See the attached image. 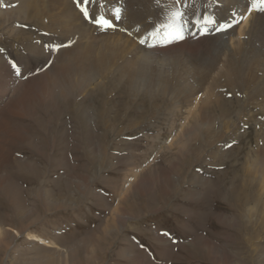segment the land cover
<instances>
[{"label": "rangeland", "instance_id": "obj_1", "mask_svg": "<svg viewBox=\"0 0 264 264\" xmlns=\"http://www.w3.org/2000/svg\"><path fill=\"white\" fill-rule=\"evenodd\" d=\"M155 1H148V5H158L159 10L163 11L164 9L162 6L165 4H157ZM59 13L60 6L57 3V0H0V49H3V52L5 53H9V51L11 50L8 49L12 48H15V50L18 51V53L10 54L9 56L5 55L4 59H2L3 62L5 64H10V60H15L22 66L20 53L23 54V41L31 36L34 32H38V34L40 35L47 34L48 36H50L51 33L47 32V28H51L55 25ZM67 17L71 18L70 15H68ZM250 18L248 19L249 21L245 27H242V25H240L238 31H236L237 34L228 39V48H230V50L236 48L238 49V47L244 45L246 34L250 29L249 27H251V21L253 17L251 16ZM142 19L143 17H139L138 21L141 20L142 22H136L139 23L137 25L141 24V28L140 30H138L139 32L130 31L126 33L120 31H103L99 33L93 32L92 35H94L95 33V36L98 37L109 35L108 41L97 38L103 44L110 42L112 37L113 39L116 37L120 46L124 50L121 55L117 56L123 64L124 60L128 59L129 57L133 58L138 54L135 49V47L138 46V41L130 37L129 34L132 33L137 37H139L140 35L142 36L144 32L152 28V25L155 21H160V19L158 18L157 20V17H155L154 15L149 16L148 20L144 19L146 21ZM130 22L131 21L128 19L125 11L123 19L120 22H117V25L121 27V29H125V27L127 26L131 29L134 26H132ZM86 26L90 27L89 25ZM59 29L60 25L58 26L56 33L50 36L48 43H63L65 39V32H62ZM143 30L144 32H141ZM86 32H88V30H86ZM74 33L79 35L76 40H79L81 43L86 41L82 34L85 32ZM242 35L243 38H241ZM153 44H155L156 46L148 48L144 45V49H159V51L160 49H164V47H157L159 45L158 43ZM226 49L227 48H225L224 50ZM226 52L223 55L220 54V57L222 59L217 65V68H214L210 72L202 86H199L200 88H202V90L198 91L195 94L188 91L185 92V90L183 91L182 88H180L182 92H180L179 89L175 90L174 88H172L169 92L162 95V93L159 91V86H157V82L154 81V83H152L153 80L151 81V84H149L150 81L139 80L137 86L133 88L131 87L130 89L127 88V82L123 80L124 83H120L118 85V89L113 90L114 86L112 84V81H110V78H106L105 81L110 82V86H107V88L109 89L107 94L109 95L108 100L110 101L109 107L113 108L115 111L112 110L111 113L107 114L108 116L105 115L107 116L105 118L107 121V126L102 125V128H97L95 134L99 135L95 137L94 145L92 144L90 146V144H88L90 146L89 148H91L90 150H93L91 152H99L100 155V150L97 147L98 144L95 143V141H97L100 137H103L101 139V143L102 146L104 145L106 147V164L101 167L98 164H95L93 166L92 163H89L86 159H84L82 152L76 151L74 147L76 144L75 140L70 139L68 142V139L66 137H63L62 133H58L59 140L56 143L55 148L49 143V141H47L52 139L53 137V133L50 132L51 128H53V124L54 131L56 128L58 132H60V130H63L64 132L66 131V134L69 132L68 134L70 136L72 135L71 131L73 130V123L71 122V117H69L70 115H68L64 119H62V117L61 121H58L56 117V121L53 120L54 122L50 123V115H47L48 112L46 111L45 106L43 104H40L38 99H36L37 103L35 101H32L31 103H35L34 109L37 110V114L39 115L38 121L42 118L44 123L43 126H38L27 113L22 114L18 106L13 108V112H9V103L16 99H22L20 98L21 96L17 94L14 95L13 91L16 90V87L18 88V86H20V81L32 78V76L30 75L31 71L24 74V77H26L24 78L16 77L14 71L11 70L12 79L16 83H11L9 85L10 91L7 96H3L0 92V106H2L3 103L5 104L3 112H0V197L2 198H0V217H5L3 219L0 218V220L2 223L1 225L4 228H15L19 230L21 234L20 236H16L12 241L11 238L8 237L9 235L7 237L5 236V239H7H4V245H0V264H25L28 261H32L30 260L32 256H34L36 252L45 245V243H43L44 240H46V243L50 244L51 242L52 244H54L52 245L54 247V250H62L66 248V246L70 243H78L82 238H84L91 232L96 234L98 231H101L102 229L100 228L105 224H103V222L108 221L110 218L111 220H113L114 216L112 214V207L117 206L119 200L123 196V192H125L128 187L135 184L136 171L142 172L146 169L145 171L148 172V170H152L154 167H160V161H162L160 162L162 164L161 166L166 169L168 166L167 163H165L166 156L171 159H176L173 155V152L178 153V149H176L177 147L174 146L170 149H165L164 147V145L169 143V140H171L170 138L172 136V134L167 133L168 129H171V125L166 126L168 125L166 124V121H168V123L175 122L174 127L172 128L174 129L173 131L175 133L176 130L178 131L179 126L181 127L183 125L185 120L187 121V119L189 120V118H191L192 114L189 111L190 109L193 110L192 105L194 104V107L197 106L196 110H200L201 106L202 108L210 106L209 103H207L206 105V102L208 101V97L211 98V95H213L212 97H218L219 100L222 98L220 95L231 98V100H238V103L235 104V109H237L238 105L240 104V110L231 112L226 116L223 115V117L217 115L216 119H214L215 126L213 128L208 127L207 124H203V127L205 129H203V132L201 133V138L203 140L201 144H199L198 141L194 139V137H190V146H195L193 148H196L194 150L196 154H192V159H190L191 161L189 162L188 166H184V171L181 173H177L176 177L178 180H180V186L178 187V189H172L169 191L168 195H164L161 192L160 186L154 183L149 191L151 190L152 193L156 192V199L154 200V203L150 204L148 195L151 193V191L146 192V188L144 190L142 189L143 191H145L143 192V195L145 196L142 195L141 197L140 193L142 192H140V188L138 189V192H136L135 190L132 191L133 188L131 187L129 197L127 199V202L125 201L124 208L127 211H132L130 209L134 207V212H137V215L140 216H137L134 220H129L127 225L111 238L109 237L107 239H103L102 234H99L98 236H101L103 241H107V243L103 246L104 249L103 247H100L102 250L98 249L97 251H95V257L90 258L91 260L88 258L90 262L85 259V250H79L80 258L78 263L76 264H86V262L87 264L88 262L89 264H136L134 263L133 258H131L136 252L142 254L145 253L146 255H148L147 257L152 263L158 261V264H203L201 261L205 262V260L208 259L206 254H197L195 255V257L190 254L183 255L178 258H172V256H170V259L162 258L161 255L164 248H162L159 242H157V237L160 234V231H163V233L167 232L166 234L171 239L170 240L168 238L170 241L169 243L172 244L175 253L178 252L179 249L178 243L188 244L186 250L189 251L190 249L188 248L190 239L195 241V238H197L198 235L204 236L208 233L209 235L207 236V238H209L212 243L215 242L216 245L219 243V245H217L218 247L222 246L224 249H227L228 251L231 250L233 252L236 258L235 262L237 264H264V190H261L263 197L260 198L263 202L259 200L258 203H255L253 201L254 198L258 197V194L256 195L253 192L257 187L252 185V195L250 194L251 197H249L248 199L246 198L247 200H245L244 203L241 204V206H243L244 204V208L246 207V204L250 205L251 207H254L256 204L258 210L257 214L256 212H254L255 219H252L253 224H249L248 228L243 227L242 232H239L237 230L235 231L231 228H228V230L227 227L220 228L217 223H215L213 216L218 215L219 211H221L222 213H227L228 215H230V217L232 216L238 217V219H246L245 221L249 222V216L247 215L249 212H245V209L243 210V207L238 208L235 205L236 202L227 204L220 193H224L225 195L228 194L229 188L227 186L229 184L228 181H230L231 179L236 180L237 184L235 186L237 187V189L240 186L235 173L239 171V167L241 165H244L242 164L241 159L245 158L246 156L244 151L240 152V148H244L246 150L247 148H249L247 145L256 146L257 143H259L260 145L264 144V142L261 140V138L264 136V114L262 115V110L264 108V92H261L257 98H243L244 93L245 95H247L249 91L248 88L251 85H254L250 82L247 83V79L249 78L248 75L255 76L253 80H257V83H259L262 80L260 79L262 73H251L250 70L252 69L250 68L254 67V65L253 63H248L246 67H249V69L243 75L245 76L244 81L241 78L234 77V73L232 74L230 73V71L225 72L224 78L223 80H221L222 77L219 78L220 73H223L227 70L224 64L226 63L229 53ZM134 53L137 54L132 56ZM157 53L158 54L154 53L151 56L148 55V59L151 62H147V65H151V67L149 65V75L151 76V78L160 77L165 80L167 76H169V69H176L175 67L179 62L183 63L187 68L189 67V69L197 68L196 66L198 65V61L196 62L194 54H191L190 52L185 51L182 55V51L180 50L167 48L165 50H162V52ZM172 57L177 59L172 60ZM131 58H129V60H132ZM169 62H173V64ZM111 63H113V60H111ZM114 64H116V62ZM122 64H118V67L117 65H114L113 67H115L116 70L121 69V66L122 68L125 67L129 70H132L131 67H133V69L135 68V66H133V63H131L132 66L131 64L125 66ZM134 64L138 66L137 63ZM261 65H264V56L262 57ZM159 71H167L166 77L164 76V73L162 75H159ZM110 74L111 76L114 75V73ZM171 75H177V72H172ZM216 79H218L219 81L221 80L223 82V85L217 86L216 84H214ZM236 79L241 82L236 83ZM241 83L244 84V93L242 92V90H240ZM257 83H255V85ZM208 91L210 92L208 93ZM220 91L222 92L220 93ZM228 92H231V95H229ZM201 99H204V102ZM203 103L205 104L203 105ZM199 104H201V106ZM173 108L175 111L173 110ZM156 109L159 111L162 110L164 114L162 112H160L161 114H155ZM115 112H118V114ZM18 114H21V116H19ZM208 118H206V120ZM64 121L65 125L67 124V127L64 126ZM32 125L34 129L32 128ZM26 128L29 130V136H32L31 142L30 140L24 138L23 133L26 131ZM77 134L78 133L76 132V135ZM219 138H222L223 140L222 142L219 141L220 144L218 145L223 148H219L218 150L217 145L215 144V140H220ZM45 145H47V147ZM199 145L201 148L200 151H198ZM47 151L51 153H48ZM216 152H219L218 156L216 155ZM163 155H165V159L162 157ZM78 156L80 159L78 158L77 161L76 157ZM64 157H68L70 165L74 166L75 169L72 170V173L70 172L71 169L67 168L66 163L62 162ZM160 157H162L163 159H160ZM235 159L236 161H233ZM239 160L240 162H237ZM32 161L39 169L38 176H35V174L31 172V170L24 166L25 163L31 164ZM18 174H21L24 177H22L21 175L19 176ZM158 174L159 172H156V170L150 172V175L152 177L157 176ZM6 175L10 176L13 181L17 182L18 185L20 184V187L24 188L21 192L22 200L25 201L27 207L31 208L33 211V213H29L27 219H18L16 212L14 211V209H12L13 206H11V195H7L2 190V187L6 183H8L6 182ZM206 177L215 182V185L208 186L207 188V186H204L202 182H195L196 180L204 181ZM216 177H219L220 180L218 181H222V185H218L216 183ZM224 182H226L227 185ZM57 187L59 188V190ZM219 187L223 189L220 192L218 191L219 189H217ZM207 189H210V191L207 192ZM194 191H198L201 193L205 191V193L207 192V194H205L204 196L198 195V197L193 198V195L191 194L194 193ZM41 194L44 197H41ZM219 196L222 197V200ZM44 198L48 200L47 204H45ZM57 198L63 201V205L61 207L54 206L57 203L54 202L55 200H57ZM137 198H141V200H138ZM230 199L231 198L229 197V200ZM200 201L203 202L200 203ZM196 205L197 207L194 208V206ZM200 205L203 206L201 208V212L200 210H198ZM211 208L212 210H210ZM101 211L103 214L101 213ZM205 212H208V214H206ZM14 215L16 216L14 217ZM203 215L207 217L203 219V217H201ZM5 218L7 219V221ZM184 219L186 222L184 221ZM191 219L194 222L191 221V223ZM188 224H190L191 226H189ZM114 225L115 224L112 222L111 226H113L115 231L119 228V226L115 227ZM204 229H206L207 232ZM201 232H203L204 235H202ZM29 233L33 235L36 234L35 236L37 238L39 237V240L29 239ZM178 235L180 236V238H178ZM226 235H231V237H233L232 242L230 241V245L226 244L227 240H230ZM245 236L246 238H252V241L250 240L249 242V240H247L246 242H242L240 240V237L244 239ZM174 239H176L177 241ZM130 242H133L134 245H132L131 243V246L127 247ZM141 245H143V247H141ZM256 245L259 247V249L254 251L253 247H255ZM132 247H134V249ZM239 247H241L240 250L238 249ZM80 248L82 249V247ZM160 251L161 253L159 255L158 253ZM172 253L174 252L172 251ZM19 254L20 256L29 257L27 262L24 263V261L20 260ZM160 256L162 259L160 258ZM68 264L74 263L70 261ZM205 264L217 263L206 261Z\"/></svg>", "mask_w": 264, "mask_h": 264}, {"label": "bare ground", "instance_id": "obj_2", "mask_svg": "<svg viewBox=\"0 0 264 264\" xmlns=\"http://www.w3.org/2000/svg\"><path fill=\"white\" fill-rule=\"evenodd\" d=\"M125 1H126V14H127L128 19L131 21L130 24L132 26L139 24V23H136V22L141 21V20L138 21L139 17H143L142 20H144V19L148 20L149 16L154 15L155 17H157V20L159 18L160 21L164 20V18H165L166 12H165L164 7H163L164 10L160 11L158 5H152V4L148 5V1H155V0H125ZM241 1L242 0H222V6H220V4L213 5V8L215 10H217L216 12L219 14L218 15L219 18L226 19V18L230 17V15L232 13L231 11L233 9H235L236 6H239ZM57 3L60 6V13L57 16L55 25L51 28H47L48 29L47 32H50L51 33L50 36H52L54 33H56V30H57L58 26L60 25L59 30H61L62 32H65V39H64L62 44L68 45V46L61 47L59 49V51H57V52H50L48 49H45L43 47L44 44H49L48 40L50 39V36H48L46 34L40 35V34H38V32H34L31 36H29L28 38H26L23 41V43H24L23 44V54L20 53V56L22 59L21 60L22 61V69H24L23 70L24 74L31 71L30 75L32 76V78L20 81V84H19L20 86H18V88L16 87L15 91L12 90L14 95L17 94V95L21 96L20 98H22V99H20V100L16 99V100L11 101L8 105V108H9L8 110H9V112H13V108L18 106L20 111L22 112V114L27 113L30 116V118L38 126L39 125L43 126L44 123H43L42 118L38 121L39 115L37 114V110L34 109L35 103H31L32 101H35L37 103L36 99L39 100L40 104H43L45 106V109L48 112L47 115H50V118H49L50 123L56 121V117H57L58 121L59 120L61 121L62 117H63L62 119H64L68 115H70L69 117H71L70 119H71V122L73 123V130L71 131L72 135L70 136L68 134L69 132L66 134V131L64 132L63 130H60V132H58L56 130V128L54 131V124H53V128H51V130H50V132L53 133V137H52V139L47 140V141H49V143L51 145H53V147L55 148L56 143L59 140L58 133H62L63 137H66L68 139V142L70 139H74L76 144H75V146L74 145L73 146L75 147L76 151H81L83 154V158L86 159L89 163H92L93 166L95 164H98L101 167V166H104L106 164V161H105L106 160V149H105L106 147L104 145H103L104 146L103 147L102 143H101L102 142L101 139L103 137H100L97 141H95V143L98 144L97 147L100 150V153L102 155L101 154L99 155V152L98 153L91 152L93 150H90L91 148H89V147L92 144L94 145V139H95V137H97L99 135V134H95L97 128H100L102 125L105 126L107 124V121L105 118L108 116L107 114L111 113V111L114 110L113 108L109 107L110 101L108 100L109 95H107L109 89L107 88V86L110 84V82L109 81L106 82L105 81L106 78H110V81H112V84L114 86L113 90H115V89L117 90L119 87L118 85L120 83H124L123 80L127 82V88L128 89H130L131 87L133 88V87L137 86V83L139 80L140 81L141 80L142 81H145V80L150 81L149 84H151V81L153 80L152 83H154V81L157 82V86H159V89H160L159 91L162 93V95L169 92L172 88H174L175 90H178V89L180 90V88H182L183 91L185 90V92L188 91L190 93L195 94L198 91L202 90V88H200L199 86H202V84L204 83V81L206 80V77L210 74V72L214 68H217V65L219 64L220 60L222 59L220 57L221 56L220 54L223 55L227 51L226 53H229V55L227 57L226 63L224 64L226 66L227 70L224 71L223 73H220L219 78L222 77L221 80H223L225 72L230 71V73H232V74L234 73V77L241 78L244 81L245 76H243V75L249 69V67L247 68L246 65L248 63H250V64L253 63L254 67L250 68V69H252V70H250L251 73H254V74H256V73L258 74V72L262 73V75L260 76V79H262V80H261V82L257 83V80L256 81L253 80L255 76L248 75L249 78L248 79L246 78L247 83L250 82L251 84H254V85H255V83H257V84L255 86L251 85L252 87L250 86L248 88L249 91H248L247 95H245V93H244L245 88H243L244 84L241 83V85H240L241 89L240 90H242V92L244 93L243 98L244 97H246V98H257L261 92H264V65H261L262 57L264 56V15H261L258 13H254V15H252L253 19L251 21V27H249L250 29L246 34V39L244 41V45L238 47V49L236 48V49L230 50V48H228L229 42H228V40H225V35H229V36L233 35L236 32L235 31L236 27L232 28L231 31H228L225 34L204 36V37L198 38V39L193 40V41H191L190 39H186L180 43H173V44H170L169 46L164 47V49H162V50H165L167 48L180 50V51H182V55H183V52H185V51L190 52L191 54H194V56L196 58V62L198 61L197 62L198 65L196 66L197 68H191V69H189V67L187 68L183 63L179 62L177 64V66L175 67L176 69H174V70L169 69V76H167V78L164 80L160 77L151 78V76L149 75V70H150L149 65L150 64L147 65V62H151L148 59V55L151 56L154 53L158 54L157 52H162L161 49H160V51H159V49H156V50L146 49L145 50L144 48L146 46L144 47V45L137 44L138 46H136L135 49H136L138 54L134 53L132 56H134L135 54H137V55L134 56L133 58L129 57L132 60H129V58H128V59L124 60V62L122 64L121 63L122 61L117 56L121 55V53L124 50L120 46L116 37L114 39L112 37L110 42H108L106 44L101 43L99 39L108 41L109 35H107V36L103 35L101 37L95 36L96 33L94 35H92L93 32H98V31H96L97 27L94 26L93 24H89L87 21H85L83 19V16L79 12V9L75 6L74 0H57ZM207 3H208V0H197V6L201 7L200 9H205L204 5ZM163 6H166V5H163ZM68 15H70L71 18L67 17ZM146 20H144V21H146ZM248 21L249 20L247 19L246 22L242 24V27H245L247 25ZM149 22H151V21H149ZM86 25H89L90 27H88ZM46 26H47V24H46ZM72 27H73V29H72ZM83 29H84V31H83ZM86 30H88V32H86ZM74 32H85L82 34L84 36V39H86V41L81 43L79 40H76L79 35H77ZM97 38H99V39H97ZM230 38H232V37H230ZM69 41H71L70 45H69ZM152 43H157V42L153 41ZM158 44H162V43H158ZM225 48H227V49L224 50ZM8 50H11V51H9V53L0 52V88H1L0 92L3 96L8 95V93L10 91L9 85L11 83H16L12 79L11 65L5 64L2 59H4L5 55L9 56L10 54L18 53V51H16L15 48L8 49ZM176 54H178V53H176ZM175 59H177V58H173L172 60H175ZM111 60H113V63H111ZM258 61H259V63H258ZM115 62H116V64H114ZM120 63L124 66L133 63V66H135V68L133 69V67H131L132 70H129L125 67H123V68H125V69H123L121 66V69L116 70L115 67H113V66L117 65V67H118V64L121 65ZM134 63H137L138 66H136ZM169 63L173 64V62H169ZM151 64H153V63H151ZM131 66H132V64H131ZM154 66H155V63H154ZM154 66H152V67H154ZM150 67H151V65H150ZM30 69H32V70H30ZM172 72H177V75L172 76L171 75ZM110 73H114V75L111 76ZM163 73H164V76L166 77L167 71H164V72L159 71L158 74L162 75ZM218 79L215 80L214 84H216L217 86L223 85V82L221 80L219 81ZM235 81H236V83L241 82L238 79H236ZM231 89H233V88H231ZM125 90H127V89H125ZM180 92H182V91L180 90ZM209 92L210 91H208V93ZM220 93H221V91H220ZM212 96L213 95H211V98L208 97V99H207L208 101L206 102V105H207V103H209L210 106H206V107L202 108L201 104H199L201 106L200 110H196L197 106L194 107V104L192 102L193 110L190 109L191 107L187 108V109H190L189 112H191L192 115H191V118H189V120L186 117L187 121L185 120L183 123L185 128L183 127V125L181 127L179 126L178 131L176 130V132L174 133V131H173L174 129H172V128L174 127L175 122L174 123H172V122L168 123V121H166V124H168L166 126L171 125V127H170L171 129H168L167 133L172 134V136L170 138L171 140H169V143L164 145V147H165V149H170L171 147L176 146L177 147L176 149H178V153L173 152V155L175 156L176 159H171L168 156H166V162L165 163H167V165H168L166 169H164L161 166L162 164L160 162H162V161H160V162L158 161L160 164L159 165L160 167H154L153 166L154 168L152 170H148V172L145 171L146 169L142 172L136 171V173H135L136 174L135 184L133 183L134 185L128 187V189H126V191L123 192V196L119 200L117 206L112 207V214L114 216L113 220H111V218L109 220L107 219L108 221L103 220V221H105V222H103V224L104 223L105 224L103 227L100 228V229H102L101 231H98V232L96 231L97 232L96 234L91 232L90 234H87V236L84 235L85 237L82 238L78 243H74V242L70 243L66 246V248H64L62 250H54V247L52 246L54 244H52L51 242H50V244L46 243V240H44L43 243H45V245L42 248H40L36 252V254L34 253L35 255L32 256V258L30 259L32 261H28L30 263L27 262L29 257L20 256V254H19L20 260L24 261V263L27 262L25 264H60V263L61 264H68L70 261H72L74 264H76V263H78L79 258H80L79 252L82 250H85V254H84L86 257L85 259H87L90 262V260H91L90 258L95 257L94 252L97 251L98 249L100 250L107 243V241H103V239L113 237L117 232L122 230L127 225L129 220H134V219H136L137 216L138 217L140 216V215H137V212H134V209H133L134 207H132L130 209L132 211H127L124 208L125 207L124 204H125V201L127 202V199L129 197V194L131 191L130 190L131 187L133 188L132 191L135 190L136 192H138V189L140 188V192H142V193H140L141 197L144 194L143 192H145L143 190L146 188L147 189L146 192H148L154 183H156L160 186L161 192L164 195H168L169 191L172 189L177 190L178 187L180 186V180H178L176 177L177 173L183 172L184 166H186V165L188 166L189 162L191 161L190 159H192L191 158L192 154H196V152L194 151L196 148H193L195 146H193V147L190 146V137L191 138L194 137V139L197 140L199 144H201V142L203 141L201 138V133L203 132V129H205L203 127V124H207L208 127L213 128L215 126L214 119H216L217 115L223 117V115L226 116L227 114H229L231 112H235V111L240 110V107H239L240 104L238 105V108L235 109V104L238 103V100L237 101H235V99L231 100V98H227V97L222 96V95H220L222 98L219 100L218 97H212ZM91 98L92 99L94 98L95 101H94V99L92 101ZM204 104L205 103H203V105ZM4 106H5L4 103L2 104V106H0V112H3ZM112 107H113V104H112ZM118 107H120V106H118ZM242 107H243V105H242ZM173 110H174V108H173ZM208 111H212V112H208ZM160 112H162V110L159 111L156 109L155 114H161ZM262 112H263L262 113V115H263L264 114V108H263ZM115 113L118 114V112H115ZM18 115L21 116V114H18ZM105 115H107V116H105ZM164 118H166V117H164ZM173 118H175V117H173ZM206 118H208V119L206 120ZM205 122H207V123H205ZM47 126H48V124H47ZM64 126L67 127V124L65 125V121H64ZM32 128H33V125H32ZM65 129H67V128H65ZM76 132L78 133L77 135H76ZM23 135H24L25 139L30 140V142H31L32 136H29V130L27 128H26V131L23 133ZM43 136H46V135H43ZM60 136H61V134H60ZM153 139H155V138H153ZM219 139L220 140H218V139L215 140V144L217 145L218 150H219V148H223L220 145H218V144H220V142H222L223 139L222 138H219ZM61 140H63V139H61ZM261 140L264 142V136L261 138ZM88 144H90V146ZM45 146L47 147V145H45ZM247 146L249 148H247L246 150L244 148H240V152L244 151L246 156H245V158H242V159L238 158V159L242 160V164H244V165H241L239 167L240 168L239 171L237 170L238 174L235 173L236 178L238 179L237 181H238V183H240L239 188L237 189V187L235 186L237 184L236 180L231 179L230 181H228V183H229L227 186L229 188L228 194L225 195L224 193H220V195L223 196V199L227 202V204H230L231 202L232 203L236 202L235 205L238 208L243 207L244 204H243V206H241V204L244 203V201L247 200L249 197H251V195H252L251 186L252 185L257 187L253 193L256 195L258 194V197L254 198L253 202L258 203L259 200H261L260 198L264 196V195L262 196V193H261V190H264V144L260 145L259 143H257L256 146H251V145H247ZM49 150H50V148H49ZM200 150H201V148L199 145L198 151H200ZM48 153H51V152H48ZM199 154H200V152H199ZM218 154H219V152H216L217 156H218ZM162 157L164 158L165 155H163ZM162 157H160V159ZM76 158L78 161L79 156ZM59 161H60V159H59ZM233 161H236V159ZM62 162L66 163L67 168L71 169L70 172L72 173V170L75 168H74V166L70 165V161H69L68 157L67 158L64 157ZM237 162H240V160ZM24 166H26L29 170H31V172L34 173L35 176H38L39 169L36 167V165L33 163V161L31 162V164L25 163ZM57 170H58V168H57ZM155 170H156V172H159V174L157 176L152 177L150 175V172H153ZM227 170H229V169H227ZM79 171H81V170H79ZM18 175L20 176L21 174H18ZM21 176L24 177L23 175H21ZM197 177H198V175H197ZM216 178H217L216 183L218 185H222V181L221 182L218 181V180H220L219 177H216ZM223 181H225V180H223ZM6 182H8V183H6L2 187V190L7 195H11V204L12 205L11 204L10 205L13 206L12 209H14V211L16 212V215H17L19 220L27 219L29 213L30 212L33 213V211L31 208H28L25 201L22 200L21 192L24 188L20 187L19 186L20 184L18 185L17 182L13 181L11 179V177L7 176V175H6ZM195 182L196 183L202 182L204 184V186H207V188H208V186H211V185L214 186L215 185V182L211 181L207 177L205 178L204 181L196 180ZM224 183L226 184V182H224ZM155 189H157V188H155ZM217 189H219L218 190L219 192L223 190L220 187ZM58 190H59V188H58ZM206 191L209 192L210 189H207ZM207 192L205 193V191H204L203 193H201L198 191H194V193H192L191 195H193L192 197L194 198V197H198V195L204 196L205 194H207ZM256 192H258V193H256ZM155 193H152V191H151V193L148 195L149 199H150L149 200L150 204L154 203V200L156 199ZM143 196H145V195H143ZM41 197H44V196H42V194H41ZM229 197L231 198L230 200H229ZM3 198H5V197H3ZM60 198H62V197H60ZM220 198L222 200V197H220ZM138 200H141V198ZM44 201H45V204L48 203L47 202L48 200L46 198H44ZM164 201H167V200H164ZM54 202H57L54 205L55 207H61L63 205V201L61 199L57 198V200H55ZM202 202L203 201H200V203H202ZM196 207H197V205L194 206V208H196ZM202 207L203 206L200 205V207L198 208V210H200V212H201ZM237 207H235V208H237ZM204 209H205V207H204ZM244 209H245V212H249L247 215L249 216V222L250 223L246 222L245 221L246 219L244 220L242 218L238 219V217H232V216L230 217V215H228L227 213H222L221 211H219L218 215H213L215 223H217V225L220 228L221 227L222 228L227 227V229L231 228L235 231L237 230L239 232H242L243 227L248 228L249 224L250 225L253 224L252 219L255 216L254 212H256V214H257V211H258L256 204L254 207L253 206L251 207L250 205L246 204V207L245 208L243 207V210ZM210 210H212V208ZM101 213H102V211H101ZM205 213L208 214V212H205ZM16 215H14V217ZM100 216H101V214H100ZM248 216H247V218H248ZM4 217L5 216H3V218ZM186 217H188V216H186ZM201 217H203V219H204L207 216L205 217V215H203ZM242 217H243V215H242ZM3 218H1V219H3ZM250 219H251V221H250ZM6 221H7V219H6ZM25 221H27V220H25ZM184 221H185V219H184ZM191 221H192V219L190 220V222ZM112 222L115 224L114 225L115 227L119 226V228L115 231H114L113 226H111ZM181 222H182V220H181ZM192 222H194V221H192ZM196 222H197V220H196ZM1 224L2 223L0 220V245H4L5 236L7 237L9 235L8 237L11 238V241L16 236H18V235L20 236L21 233L19 230L12 228V227L4 228ZM188 225L191 226L190 224H188ZM200 225H201V223H200ZM206 226H207V224H206ZM196 229H197V227H196ZM204 230L206 231V229H204ZM215 231H216V229H215ZM166 233H163V231H160V234L157 237V242H159V244L162 246V248H164L162 250L163 253L161 255L162 258H164V259H170V256H172V258H178V257H181L183 255H190L191 254L192 256L195 257V255H197V254H201V255L206 254L208 259L205 260V262L209 261V262L217 263V264H237L235 262L236 258L234 256L233 252L231 250L228 251L227 249H224L222 246L218 247L217 245H219V243L217 245L215 244V242L212 243L210 241V239L207 238V236L209 235L208 233H207V235H204V233L201 232L202 235H204V236L198 235V237L195 238L196 239L195 241L190 239V241H189L190 244H189V248H188V249H190L189 251L186 250V247H188L187 246L188 244L178 243L179 249H178V252H176V253H175L174 248L172 247V244L169 243L170 238L168 237V235H166ZM180 233H181V231H180ZM99 234H102L103 239L101 238V236H98ZM28 235H29V239H31V240H33V239L39 240L38 239L39 237L37 238L35 236L36 234L33 235V234L29 233ZM128 236H129V234H128ZM128 236H126V237H128ZM137 236H139V235H137ZM226 236L229 237V239H230V240H227L226 244L230 245V241L232 242L233 237H231V235H226ZM241 236H243V235H241ZM178 238H180V236ZM174 240H176V239H174ZM240 240L242 242H246L247 240H249V242H250V240L252 241V238L251 239L246 238V236H245L244 239H242L240 237ZM220 241H222V240H220ZM8 243H9V241H8ZM131 243H132V245H134L133 242H130V244L127 247H130ZM257 245L255 247H253L254 251L259 249V247ZM190 246H191V248H190ZM80 247H82V249ZM121 247H122V245H121ZM132 248L134 249V247H132ZM136 248H138V247H136ZM103 249H104V247H103ZM238 249L240 250L241 247H239ZM250 250H251V248H250ZM77 251H78V254H77ZM172 251L174 253H172ZM160 253H161V251L158 254L160 255ZM31 254H32V252H31ZM147 256L148 255H146L145 253L142 254V253L136 252L133 255V257H131V258H133L134 263H136V264H158L159 263L158 261H155L154 259L153 260L156 263L155 262L152 263ZM161 256H160V258H161ZM238 257H240V256H238ZM89 262H88V264H89ZM201 262L203 264H205L204 261H201ZM161 263H162V261H161ZM86 264H87V262H86Z\"/></svg>", "mask_w": 264, "mask_h": 264}, {"label": "snow or ice", "instance_id": "obj_3", "mask_svg": "<svg viewBox=\"0 0 264 264\" xmlns=\"http://www.w3.org/2000/svg\"><path fill=\"white\" fill-rule=\"evenodd\" d=\"M74 3L83 19L101 31L117 30V22L123 19L126 11L122 0H74ZM156 3L161 4V0H156ZM220 3L222 0H208L204 7L207 9ZM162 7L165 8L166 12L164 20L154 22L152 30L146 32L145 36L139 39L140 44H147L149 48H152L156 45L149 43L150 40L169 45L184 40L186 34L196 35L199 33L208 36L212 32H226L245 19L244 13H237L235 9L232 10V14L227 19L219 18L214 12L203 11L201 13L195 11V0H171V3ZM190 9L193 10L191 19L189 18ZM246 9L248 13L256 12L264 15V0H248ZM193 29L196 31H192ZM121 30L126 33L128 31L126 28ZM70 44L71 41H69ZM65 46L68 45L56 43L43 45L50 52H57ZM3 51L0 49V52ZM9 63L17 77H24L22 66L17 61L10 60Z\"/></svg>", "mask_w": 264, "mask_h": 264}]
</instances>
